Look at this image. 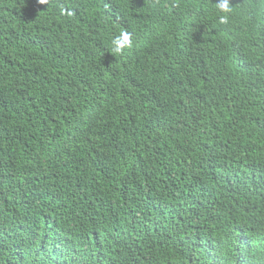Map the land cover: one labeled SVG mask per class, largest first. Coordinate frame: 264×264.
Returning a JSON list of instances; mask_svg holds the SVG:
<instances>
[{
	"label": "trees",
	"instance_id": "1",
	"mask_svg": "<svg viewBox=\"0 0 264 264\" xmlns=\"http://www.w3.org/2000/svg\"><path fill=\"white\" fill-rule=\"evenodd\" d=\"M216 2L0 0V264H264V0Z\"/></svg>",
	"mask_w": 264,
	"mask_h": 264
},
{
	"label": "clouds",
	"instance_id": "2",
	"mask_svg": "<svg viewBox=\"0 0 264 264\" xmlns=\"http://www.w3.org/2000/svg\"><path fill=\"white\" fill-rule=\"evenodd\" d=\"M40 3L47 4L48 0H40ZM215 8L219 13L217 19L220 24H228L233 14V8L230 4V0H217ZM63 15L72 17L74 12L71 9H61ZM134 46L133 34L129 31L122 30L111 40V52L113 54H123L125 50L131 49Z\"/></svg>",
	"mask_w": 264,
	"mask_h": 264
}]
</instances>
